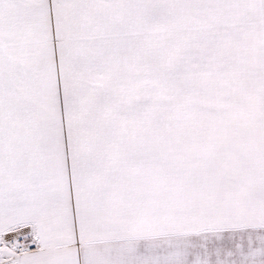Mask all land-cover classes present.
Wrapping results in <instances>:
<instances>
[{"label": "snow or ice", "instance_id": "1", "mask_svg": "<svg viewBox=\"0 0 264 264\" xmlns=\"http://www.w3.org/2000/svg\"><path fill=\"white\" fill-rule=\"evenodd\" d=\"M0 264H264V0H0Z\"/></svg>", "mask_w": 264, "mask_h": 264}]
</instances>
